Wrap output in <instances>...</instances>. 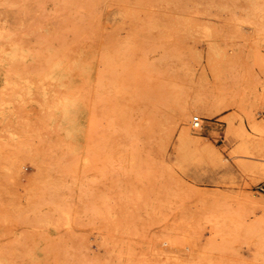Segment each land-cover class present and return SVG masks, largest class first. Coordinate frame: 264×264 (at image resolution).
Wrapping results in <instances>:
<instances>
[{
	"label": "rangeland",
	"instance_id": "obj_1",
	"mask_svg": "<svg viewBox=\"0 0 264 264\" xmlns=\"http://www.w3.org/2000/svg\"><path fill=\"white\" fill-rule=\"evenodd\" d=\"M263 127L264 0H0V264H264Z\"/></svg>",
	"mask_w": 264,
	"mask_h": 264
},
{
	"label": "bare ground",
	"instance_id": "obj_2",
	"mask_svg": "<svg viewBox=\"0 0 264 264\" xmlns=\"http://www.w3.org/2000/svg\"><path fill=\"white\" fill-rule=\"evenodd\" d=\"M65 59V58H64ZM68 59V58H67ZM65 62H67V61H65ZM61 64H62V62H61ZM63 65H64V63H63ZM66 65V64H65ZM69 65V64H68ZM58 66V65H57ZM60 68V67H59ZM65 69H69V67L67 68V66L65 67ZM55 70V69H54ZM61 70V69H60ZM60 70L58 71V72H60ZM63 70H64V68H63ZM57 71V70H56ZM69 71V70H68ZM52 72H54V71H52ZM62 72V71H61ZM66 72V70H64V73ZM55 73V72H54ZM187 106V105H186ZM193 106V105H192ZM188 108V107H187ZM209 108V107H208ZM209 110V109H208ZM210 112V111H209ZM206 113H207V111H206ZM188 114V111H187V109H186V107L185 108H182V110H181V116H188L187 115ZM180 118V117H179ZM254 123V122H253ZM256 123V122H255ZM254 129H259V128H261V125L260 124H254V127H253ZM264 128V127H263ZM184 133L187 135V137H189V138H191V131H190V129H188V128H185L184 129ZM243 134H242V139H241V145L239 146V148L241 147L243 150H245L246 152H247V155L249 154V153H252L253 152V150H255V149H257V142L258 141H256V139L255 138H253L251 135H248L247 133H245V132H242ZM239 136H241V133L239 134ZM194 140V139H193ZM194 142H196L195 140H194ZM238 148V149H239ZM235 150V149H234ZM258 150V149H257ZM257 154V153H256ZM254 155V154H253ZM238 156V155H237ZM256 156V155H255ZM258 156V155H257ZM243 158H246V157H243ZM253 160V159H252ZM257 161V160H256ZM258 167V166H257ZM257 169V168H256ZM255 170V169H254ZM262 170L264 171V167L262 168ZM253 171V170H252ZM256 171V170H255ZM258 171H259V169H258ZM254 172V171H253ZM262 173V172H261Z\"/></svg>",
	"mask_w": 264,
	"mask_h": 264
},
{
	"label": "built area",
	"instance_id": "obj_3",
	"mask_svg": "<svg viewBox=\"0 0 264 264\" xmlns=\"http://www.w3.org/2000/svg\"><path fill=\"white\" fill-rule=\"evenodd\" d=\"M201 118L199 117V116H195L194 118H193V126H194V128H199L200 126H201ZM259 189L262 191V192H264V185H261L260 187H259Z\"/></svg>",
	"mask_w": 264,
	"mask_h": 264
}]
</instances>
